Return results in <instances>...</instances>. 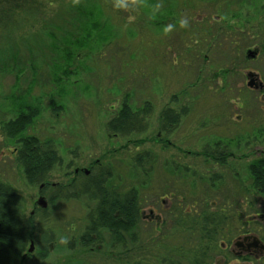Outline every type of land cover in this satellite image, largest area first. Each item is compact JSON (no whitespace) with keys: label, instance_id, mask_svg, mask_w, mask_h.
<instances>
[{"label":"rangeland","instance_id":"rangeland-1","mask_svg":"<svg viewBox=\"0 0 264 264\" xmlns=\"http://www.w3.org/2000/svg\"><path fill=\"white\" fill-rule=\"evenodd\" d=\"M250 71L264 78V0H0V181L35 227L20 264H192L205 215L214 242L235 238L264 213L249 167L264 156V90ZM123 103L149 107L126 136L107 128ZM166 109L178 113L170 128ZM9 124L23 129L9 136ZM25 136L61 158L49 188L16 160ZM224 148L219 161L204 150ZM105 169L107 188L137 191L141 220L125 244L106 233L85 248L96 201L45 195Z\"/></svg>","mask_w":264,"mask_h":264},{"label":"trees","instance_id":"trees-1","mask_svg":"<svg viewBox=\"0 0 264 264\" xmlns=\"http://www.w3.org/2000/svg\"><path fill=\"white\" fill-rule=\"evenodd\" d=\"M147 112H149V107L145 106L141 110H134L127 103H123L120 111L108 122L107 128L110 132L122 136L140 131ZM161 119L163 128H170L178 123V113L173 109H166L162 112ZM27 123L26 120L25 124ZM4 129L8 132L7 135L12 136L16 132L15 130L22 131L23 128L9 124ZM32 139L28 136L21 139L20 149L15 155L26 178L32 184H36L47 179L52 169L60 163L61 158L57 150L49 143L35 142ZM204 150L210 153L218 152L217 150L213 152L211 149ZM224 154L221 153V156ZM144 156V153L138 154L137 162L141 163ZM255 163L264 164V161L257 160ZM250 171L255 187L264 192V170L261 167L250 166ZM109 175V169L101 170L97 175H83L66 187L57 186L48 195L49 203L53 202L55 198L67 199L71 196L80 197L82 194H85L89 201H96L88 213L85 227L80 236L85 248L101 242L100 238L106 233L110 234L112 238L109 245L116 247L117 244H125L124 235L132 236V229L141 220V206L137 191L131 189L125 193H118L113 187L107 188L105 181ZM38 210L40 209L38 208ZM202 221L203 223L198 229L200 233L197 235L198 247L192 264H212L206 260L209 257V252L217 254L220 249V245L216 241L214 242L219 228L217 224H214V218L205 215ZM190 231L187 230L188 233L193 232ZM34 232L35 227L31 219H24L21 213L19 194L11 185L0 181V264H20L29 249ZM192 236L189 235V238H193ZM214 244L215 247L210 250L211 245ZM40 255H46V251H42Z\"/></svg>","mask_w":264,"mask_h":264},{"label":"flooded vegetation","instance_id":"flooded-vegetation-1","mask_svg":"<svg viewBox=\"0 0 264 264\" xmlns=\"http://www.w3.org/2000/svg\"><path fill=\"white\" fill-rule=\"evenodd\" d=\"M248 77L250 80H254L255 85H253V89L260 91L264 90V78L260 77L258 73L250 71ZM260 154H262V152H260L259 155ZM256 160L264 161V156H259ZM250 165L257 166V168L261 167V169L264 170V164L251 162L249 167ZM91 174L92 170L90 172L85 171L84 173L83 171H78L74 180L83 175L90 176ZM42 183H44L43 187L49 188L48 183ZM43 190L44 189L41 191L43 192ZM258 190L264 194L260 189ZM45 198L47 204H49V199H47L46 195ZM40 208L45 209V207ZM259 218H264V213L258 212L250 217L249 220L246 219L242 223V227H240V233L236 234L235 238L224 239L225 236L222 237L219 249L220 254L214 258L215 260L212 264H233V262H235V264H264V225L258 223L260 220L256 221ZM220 256L222 258L219 260Z\"/></svg>","mask_w":264,"mask_h":264},{"label":"water","instance_id":"water-1","mask_svg":"<svg viewBox=\"0 0 264 264\" xmlns=\"http://www.w3.org/2000/svg\"><path fill=\"white\" fill-rule=\"evenodd\" d=\"M249 56H250V57H254V56H255V52L250 51V52H249ZM248 85L251 86V87H252L253 85H255L254 80H251V81L248 83ZM39 204L44 205V201H43V200H40V201H39ZM33 248H34V247H33V242H31V247L29 248V251H33Z\"/></svg>","mask_w":264,"mask_h":264},{"label":"bare ground","instance_id":"bare-ground-1","mask_svg":"<svg viewBox=\"0 0 264 264\" xmlns=\"http://www.w3.org/2000/svg\"><path fill=\"white\" fill-rule=\"evenodd\" d=\"M225 150H226V149L224 148V150L221 149V150H219L218 152L215 151V153H212V155H211L212 158H214L215 160H218V161L221 160V159L223 158V156H221V153H222V154L226 153ZM213 152H214V151H213ZM217 153H218V154H217ZM217 155H218V156H217ZM223 159H224V158H223Z\"/></svg>","mask_w":264,"mask_h":264}]
</instances>
